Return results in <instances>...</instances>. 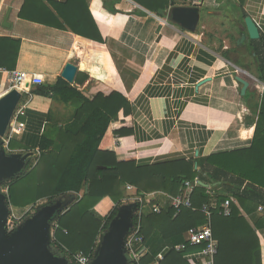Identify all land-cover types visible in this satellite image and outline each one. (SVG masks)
Wrapping results in <instances>:
<instances>
[{
  "label": "crops",
  "instance_id": "0c3cea01",
  "mask_svg": "<svg viewBox=\"0 0 264 264\" xmlns=\"http://www.w3.org/2000/svg\"><path fill=\"white\" fill-rule=\"evenodd\" d=\"M43 1L50 4L65 0ZM142 1L143 4L137 0H86L104 39L98 42L70 28L60 29L22 18L26 0H0V37L21 40L15 69L35 77L43 85L63 78L62 72L70 62L78 67L76 78L79 73L89 76L83 84L76 83V78L71 83L80 90L96 81L94 91L102 90L106 94L117 91L128 98L131 114L120 118L133 131L115 139L119 161L134 160L137 165L146 166L185 159L199 170L197 160L250 148L259 113L255 110L261 105L264 93L257 67L261 57L255 53L256 48L264 49L261 40L264 39V0H245L243 7L238 0H201L196 5L192 0ZM152 6L161 8L151 9ZM177 6L200 9L196 31H188L172 21L169 14ZM73 14L67 12L69 19L75 20ZM243 14L254 20L261 36L238 45L245 29ZM237 76L249 82L245 94ZM38 85L27 84L28 93L20 102L26 114L15 123L11 139L28 148H10L12 153H32L27 170L41 157L42 137L54 140L59 148L62 133L75 119L72 104L43 92ZM204 183L207 185L204 187L214 188L238 203L222 182L212 186ZM128 185L134 189H126L120 207L137 205L139 202L133 199L138 196L142 198V207L135 212L140 217L160 214L163 208L171 207L170 197L174 195L160 190L139 191ZM213 203L217 204L214 200ZM30 206L33 205L13 208L23 212ZM157 207L162 208L160 213L155 211ZM249 209L252 211L242 210V213L257 230L264 264V205L250 203ZM138 224L142 230L141 220ZM54 233L55 229L53 237ZM152 237L151 242L144 240L143 246L135 244L134 248L136 251L143 248L142 257L150 253L155 261L159 253L173 246L166 245L158 234ZM193 248L199 249L186 253L184 258L188 264H201L202 247Z\"/></svg>",
  "mask_w": 264,
  "mask_h": 264
},
{
  "label": "trees",
  "instance_id": "16d2710c",
  "mask_svg": "<svg viewBox=\"0 0 264 264\" xmlns=\"http://www.w3.org/2000/svg\"><path fill=\"white\" fill-rule=\"evenodd\" d=\"M137 1L143 4L142 0ZM244 3L245 0H238L240 7ZM166 7L167 4L162 8ZM69 10L72 14L74 12L75 20L67 16ZM20 15L48 26L70 28L98 42L104 41L86 0L51 1L50 4L43 0H26ZM244 18L245 14L242 20ZM261 40L264 47V39ZM20 47V39L0 37V69H15ZM255 53L261 57L258 59V78L264 83V49L261 51L256 48ZM88 78V74L79 73L76 83L83 84ZM96 84V81H92L88 88L80 90L58 77L53 84L38 85L43 92L72 104L75 119L62 133L59 148L55 147L54 140L43 136L38 163L6 180L8 205L36 206L42 199L51 203L62 202L64 210L57 216L50 250L66 257L69 264H75L74 255L80 251L94 255L98 236L109 228L118 215L128 184L134 185L139 191L160 190L177 195L185 181H194L197 177L211 186L222 182L238 203L231 201L230 216L220 215L218 208H211L213 233L218 242L214 264H262L257 230L242 210L251 212L250 203L264 205V93L261 105L255 110L256 114L258 110L259 113L250 148L204 157L196 161L199 164V170H196L193 162L185 159L146 166H139L134 160L119 161L115 152V139L132 134V128L124 126L120 118L121 115L131 114V104L125 95L117 91L110 94L102 90L94 91ZM10 148L28 149L15 140L11 141ZM87 186L88 191H85ZM229 198L214 188L199 185L192 194L194 208L184 207L177 211L173 207H165L160 214L141 217L133 211L132 222L138 225L141 220V235L145 242H151L153 234H158L166 245L176 246L186 243L190 228L207 222L201 211L205 204L209 205L214 200L221 206ZM141 207L142 204L137 203L136 209ZM97 212L104 217H100ZM195 249L199 248L188 246L184 251L168 250L162 264H188L184 255ZM153 261L154 256L147 253L141 258L140 264H152Z\"/></svg>",
  "mask_w": 264,
  "mask_h": 264
},
{
  "label": "water",
  "instance_id": "95a60500",
  "mask_svg": "<svg viewBox=\"0 0 264 264\" xmlns=\"http://www.w3.org/2000/svg\"><path fill=\"white\" fill-rule=\"evenodd\" d=\"M171 19L184 29L194 32L200 22V9L197 6L174 7L171 11ZM260 36L258 26L251 17L247 16L244 34L237 44L257 40ZM77 72L78 67L69 62L62 76L73 83ZM237 80L243 84L242 93L245 94L249 82L239 76ZM22 97L23 94L20 91L12 89L0 98V264H69L66 257L56 255L50 250L54 225L57 222V216L63 212L64 208L61 202L40 208L35 215L27 217L15 231L7 232L9 206L7 194L1 190V184L24 173L32 156V153H8L4 146L3 138ZM200 184L207 186L202 181ZM136 208L137 205H125L119 208L118 215L100 237L91 264H129L125 241L132 231V216Z\"/></svg>",
  "mask_w": 264,
  "mask_h": 264
},
{
  "label": "built area",
  "instance_id": "2783aa9c",
  "mask_svg": "<svg viewBox=\"0 0 264 264\" xmlns=\"http://www.w3.org/2000/svg\"><path fill=\"white\" fill-rule=\"evenodd\" d=\"M193 4H199L201 0H192ZM29 82H33L35 84H41L39 81L35 80V77H32L28 75L26 72L21 71L19 69H0V98L5 95L7 92H9L12 89H17L20 91L23 95L25 93H28V87L27 84ZM25 106H21L20 104L18 108L16 109L13 118L11 120L10 126L7 130L6 135L4 136V146L8 153H12V150L10 149V141L12 139V136L14 134L15 130V123L19 121V119L23 116H25ZM199 179L196 178L194 181H185L184 187L182 188L181 192L177 195L170 197V205L177 211H180L181 208H194L193 202H192V193L194 189L199 186ZM127 190L134 189L133 186L127 185ZM133 201H137L142 204V198L141 196H138L133 199ZM9 206V215L7 218V232L12 233L15 231L19 225L28 217L30 211L34 208L33 206H30L26 208L27 210L20 212L17 209H14L12 205ZM211 208H218L219 213L224 216H230L232 213V207H231V199H227L224 203H222L221 206L217 205L216 203L213 204H205L202 207V212L205 213L207 218V223L203 226H196L192 227L187 232V238L186 243H181L173 247H167L164 249L163 252L159 253L156 256L155 261L152 264H162V261L164 260L165 252L171 249H174L176 251H184L188 246H199L202 247L199 256L201 259V264H214L215 257L218 253V242L214 237L213 228H212V209ZM157 213H160L162 211V208L157 207L155 209ZM57 226H54V229ZM105 231H102L104 233ZM100 241H97V245ZM135 244H140L143 246L144 244V237L141 235V227L140 225H133L131 233L128 235L125 241V247H126V254L130 263H136L140 264L141 261V250L143 248L139 249L138 251L135 250L134 246ZM96 245V248H97ZM96 251V250H95ZM94 255L84 253L83 251L78 252L74 255V261L75 264H91L94 260Z\"/></svg>",
  "mask_w": 264,
  "mask_h": 264
},
{
  "label": "rangeland",
  "instance_id": "374dc122",
  "mask_svg": "<svg viewBox=\"0 0 264 264\" xmlns=\"http://www.w3.org/2000/svg\"><path fill=\"white\" fill-rule=\"evenodd\" d=\"M257 84H259V83H257ZM257 84H255V85H257ZM259 86H260V89H262L263 86L261 84ZM31 167H29L28 169H30ZM5 182H7V181H4L1 184V190L8 195V189H7V186H6L7 184ZM51 204H54V203H51V202H49L48 200L45 199L44 201H42L41 203H39V205L34 206V208L30 211L28 217L35 215L40 210V208L45 207L47 205H51ZM55 225H57V223H55Z\"/></svg>",
  "mask_w": 264,
  "mask_h": 264
}]
</instances>
